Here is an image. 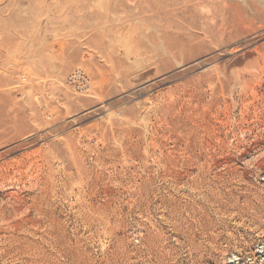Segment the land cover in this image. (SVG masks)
<instances>
[{"label":"rangeland","instance_id":"rangeland-1","mask_svg":"<svg viewBox=\"0 0 264 264\" xmlns=\"http://www.w3.org/2000/svg\"><path fill=\"white\" fill-rule=\"evenodd\" d=\"M0 264H264V0H0Z\"/></svg>","mask_w":264,"mask_h":264},{"label":"built area","instance_id":"built-area-1","mask_svg":"<svg viewBox=\"0 0 264 264\" xmlns=\"http://www.w3.org/2000/svg\"><path fill=\"white\" fill-rule=\"evenodd\" d=\"M69 80L80 89H85L89 84L87 74L81 68L75 69L69 75Z\"/></svg>","mask_w":264,"mask_h":264}]
</instances>
